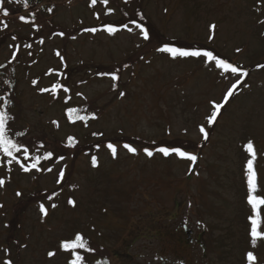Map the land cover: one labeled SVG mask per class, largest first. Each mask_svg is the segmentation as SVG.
I'll return each instance as SVG.
<instances>
[{
    "label": "rangeland",
    "instance_id": "obj_1",
    "mask_svg": "<svg viewBox=\"0 0 264 264\" xmlns=\"http://www.w3.org/2000/svg\"><path fill=\"white\" fill-rule=\"evenodd\" d=\"M52 1L56 36L47 25L32 24L28 13V23L19 20L16 7L7 6V17L0 12V41H7L4 47L0 42V65L19 47L6 30L27 40L20 44L23 65L17 69L15 93L22 107L20 127L37 143L27 152L30 159L23 152L17 158L30 167L32 157L51 153L39 170L29 172L15 162L4 164L8 158L0 153L5 181L0 187V264H69V253L59 246L77 233L89 237L94 256L84 257L90 255L94 263L107 255L109 264H249L247 253L252 252L255 264H264V239L256 247L250 242L245 173L251 141L257 195H264V70L255 72L228 105L210 146L189 152L198 154L195 163L155 151L160 144L200 142L199 128L206 125L212 102H222L227 88L242 79L205 57L173 60L167 53L155 54V42L212 48L239 67L262 63L264 0H147L143 14L153 35L148 40L133 24H127L131 31L113 36L86 32L105 21L128 23L123 5V14L114 10L107 17L98 0L95 5L91 0ZM135 53L136 63L132 71H122L118 89L111 78L97 77L98 72H116L114 67ZM55 84L62 87L53 94ZM88 102L100 119L89 127L69 123L65 108ZM94 132L105 137L92 138ZM69 137L77 150L68 146ZM105 139L116 147L115 158ZM44 143L54 147L49 150ZM185 227L201 242L187 246ZM50 251L56 255L50 258Z\"/></svg>",
    "mask_w": 264,
    "mask_h": 264
},
{
    "label": "trees",
    "instance_id": "obj_2",
    "mask_svg": "<svg viewBox=\"0 0 264 264\" xmlns=\"http://www.w3.org/2000/svg\"><path fill=\"white\" fill-rule=\"evenodd\" d=\"M98 1L101 2L102 6L104 7V10H106L105 16H107V17H111L112 12L114 14V12L116 10H120L122 12V9H120V5H123V10L125 9L124 13L126 14L125 18L129 21H128V23H123L122 20L117 21L116 18L114 17L113 20H116V21H113V22L105 21L98 28H96L95 32L96 33L98 32L97 34L106 33L110 36L118 35V34L122 33L123 31L128 30L129 26L127 28L125 27L127 24L135 25L136 23H139L149 31V37L152 38V36H153L151 34L152 33L151 32L152 26H151L150 22L148 21V19L143 14L144 7H145L147 0H127V2H125V0H107V4H105L103 2V0H98ZM25 3L27 6H25ZM7 6L8 7H10V6L16 7L19 10V17L21 15H24L25 13H28V19L30 20V22H36V23H32V24L39 25L40 27H42V26L45 27L47 25L49 27V30L53 34L56 33V28H55V26H53V17H54V14L56 12V4L52 0H4V8L7 9ZM122 14H123V12H122ZM141 17H143V19H141ZM109 27L114 28L115 31L113 33H109L107 31V29ZM88 29H91V28H88ZM86 32L93 33L92 31H86ZM4 34L6 36H10L14 40H16L15 42L18 43L19 47L17 49H15V51L12 53V55L10 57L11 59L9 60V62H6V64H4V65H0V98H2V99H0V111H6L8 113L9 121H8L7 127H8L9 136L13 140L19 141L21 147L27 148L29 151L30 148L34 146V143H37V140H34V142L31 143L28 140L27 132L20 127V125H21L20 120L22 118L21 117L22 107H21V102H20L19 96L15 93L16 86L18 85V82H20L18 80V76H17V72H18L17 69H19L23 65V61H21V58H20V52H21L20 44L23 45V43H25V45H26L27 40L26 41H20V39H19L20 37L16 33H9L8 30H6L4 32ZM55 36H56V34H55ZM0 42H2L1 47H4L7 41H0ZM32 43H33V40L28 42L27 47L29 49L33 48ZM155 43H156L157 49L160 47H164L165 45L170 46V47H180L181 46L180 44H178L174 41H156ZM185 49H189V48H185ZM189 50H195V49H189ZM198 50L211 51L218 58L226 59L229 63L233 64L231 62V60H229L225 57H222V55L218 54L212 48H206V47L202 46V47H199ZM151 51H153V50H151ZM155 54L162 55L163 53L155 50ZM137 57H138L137 53L132 54L126 59V61L124 63H121L120 65H116L117 67L116 66L114 67L115 70H116V68H119V72L117 73V75L119 76V79L116 80L117 89L119 88V85L121 84V80L123 77L122 71L123 70L132 71L131 69L133 67V64L136 63ZM233 65H235V64H233ZM258 65H264V62L256 64V65H249L246 67H240L244 71H246L248 73V75L246 77H242L243 83L240 85V89H239L238 93L235 94L233 97H231L229 102L225 105V107L223 109H221V114L217 117L216 123L212 126H208V124L206 123L205 130L208 132V139L204 140L202 137V140L200 142H192L190 140H186L183 142L180 141V144L178 147H181L182 150L193 153L192 151L200 152L201 149L207 148L210 146L211 137L214 133V129L217 128L219 119H221L223 114L226 112V108L228 107V105L241 92L243 86H246L247 84H249L248 81L255 72H259V71L264 70V68L258 67ZM235 66H238V65H235ZM102 69L107 70L104 68H102ZM97 77L102 79V80H105L107 78H111L110 75H107V74L102 75L101 72H98ZM65 103L68 104V102H65ZM70 108L77 109V112L73 113L74 119L72 121L69 120L68 115H67V110L69 108L66 107L64 110V114H65L67 121L69 123H71L72 125H84V126L89 127L91 124L97 122L101 117L99 112L96 110V108L93 107V105L90 104L89 102L86 104H83L81 106H73ZM76 116L86 117V120L76 119L75 118ZM93 117H95V118H93ZM14 133L15 134H22V135H13ZM94 133L96 135L93 134L92 138L94 137L95 139H102L105 137V135L103 133H100V132H94ZM111 142L112 141L108 140V139H105V141H104V143L106 145L108 143H111ZM156 144L157 143H155V145ZM45 145L50 147L49 150H51L54 147V145L52 143L51 144L48 143ZM100 145L105 146L104 144H100ZM157 147H168V146H167V144H160ZM189 147H191V150H189ZM78 148L79 147H77V146L73 147V149H75V150H77ZM48 154H45L43 156H40V154H39V155H36L35 157H32L33 158L32 164L37 163V168L42 167L45 160H46L45 157L48 156ZM16 155L18 156L19 153H16ZM196 155H198V154H196ZM197 157L199 158V156H197ZM5 158L7 159V157H5ZM4 164H9V163H8V161H5ZM29 165H30V163H29ZM195 171L196 170L193 167L192 173H195ZM259 177H261V176H259ZM260 189L264 190V188H260ZM260 196H264V195L262 194ZM35 197L39 198L40 195L39 194L35 195ZM33 198H34V196L32 195L29 199H33ZM184 233H185V231L183 229L184 242L187 246H190L191 242L188 241L187 236ZM198 237H200V236H198ZM83 238L87 241V244L89 247L92 246V243H89V242H91L88 239L89 237H85L83 235ZM194 240H195L194 241L195 243L201 242V240L198 238L194 239ZM203 242L204 241L202 239V245L204 246ZM78 251L83 256H84V253L89 254V252H84L83 250H78ZM90 254L93 255L92 252H90ZM90 258H91L90 255L89 256L85 255L86 264H109V262L107 261V255L106 256H100L99 260L97 259V261L95 263L91 262Z\"/></svg>",
    "mask_w": 264,
    "mask_h": 264
},
{
    "label": "snow or ice",
    "instance_id": "obj_3",
    "mask_svg": "<svg viewBox=\"0 0 264 264\" xmlns=\"http://www.w3.org/2000/svg\"><path fill=\"white\" fill-rule=\"evenodd\" d=\"M97 0H91L92 5H95ZM105 4H107V0H103ZM127 2V0H125ZM25 6L26 3H25ZM0 12H2L4 17L9 16V12L6 8H4V0H0ZM21 21H24L25 23H28L29 21L25 20L24 15H21L19 17ZM143 19V17H141ZM4 27H7V24L4 25ZM127 27V25L125 26ZM135 27L139 29L140 33L143 35V38L145 40L149 39V31L143 27L141 24L136 23ZM216 25H211V28L214 30ZM131 28H128V31H131ZM88 31L95 32L96 29H88ZM109 33H113L115 31L114 28L109 27L107 29ZM43 43V41H41ZM157 51L161 53H167L173 60L180 58V59H187V58H199V57H205L207 61H214L215 67L218 69H221L224 73H231L233 76L237 77H246L248 73L244 71L242 68L235 66L231 63H229L226 59L218 58L213 54L211 51H202V50H189L185 49L183 47H170L165 45L164 47H160L157 49ZM240 49H237V52H239ZM258 67L264 68V65H258ZM119 72V69L116 70L114 73H109L108 75L111 76V79L113 81H116L119 79V76L117 73ZM243 83L242 79H237L234 83L231 84L230 87L227 88L222 102L216 103L215 101L212 102V111L211 114L207 117V124L208 126H212L216 123L217 117L221 114V109L225 107V105L229 102L230 98L233 97L235 94L238 93L240 89V85ZM62 85L55 84L53 85L51 91L53 94L56 93L58 89H60ZM64 92H68L69 90L65 87L63 88ZM41 91H48V89H42ZM121 96L124 95V93H120ZM70 98V97H69ZM2 99V98H0ZM77 109L75 108H69L67 110V115L70 121H72L73 113H76ZM76 119L86 120V117L83 116H76ZM95 118V117H93ZM8 121L9 116L6 111H0V153H3L5 157L8 158V163L11 164L13 162L19 164L20 168L24 172H29L31 169H37V163L31 164V166H26L25 164L21 163L20 160L17 158L16 153L23 152L24 153V159L28 160L30 157L27 155L28 149L22 148L19 141L13 140L9 136L8 132ZM200 133L203 135V139H208V132L205 130V126L201 125L199 128ZM13 135H22V134H13ZM94 135H96L94 133ZM75 140L71 137L68 139V146L74 147L75 146ZM107 148L111 151L113 157L115 158L117 154V149L112 143H108ZM99 147V145H97ZM125 149H127L128 152L132 154H136L137 150L136 148L132 147L131 145L125 143L123 145ZM246 150L250 155V159L247 160L246 163V178H247V203L250 205L252 215L249 217L250 221V238H251V245L252 247H256L259 240L264 239V230H261V210L264 209V196L257 195L258 192V183H257V172L254 168V162L256 160V152L254 150L253 143L249 141L246 145ZM156 152H159L163 154V156L168 157L169 155L175 154L177 157L187 159L193 163L197 161V156L194 154L189 153L188 151L182 150L181 147L178 146H168V147H157L155 149ZM145 154L148 157L153 156V151L148 150L147 148L144 149ZM51 156V153L48 154V156L45 157V159L49 158ZM63 159V157H61ZM92 164L95 167L97 165L96 157H92ZM39 170V169H37ZM48 171H51V169H48ZM63 171L59 173V178L57 180V183H60V181L63 179ZM5 184V181L3 179H0V187H2ZM17 195H21L19 192ZM69 204H72L75 206V202L73 200L68 201ZM0 207H3V205H0ZM53 208L56 207V204L52 205ZM40 212L43 213L45 216H47V209L44 207L43 204L40 205L39 208ZM60 249L62 251H65L69 253V264H86L85 257L80 254L78 250H83L84 252H91L94 251V249L90 248L87 244V241L83 238V236L79 233L75 234L74 238L62 241L60 244ZM56 255V252L50 251L48 252V256L51 258ZM247 260L249 264H255L256 257L252 252L247 253ZM6 264H11L10 261L6 262Z\"/></svg>",
    "mask_w": 264,
    "mask_h": 264
},
{
    "label": "water",
    "instance_id": "obj_4",
    "mask_svg": "<svg viewBox=\"0 0 264 264\" xmlns=\"http://www.w3.org/2000/svg\"><path fill=\"white\" fill-rule=\"evenodd\" d=\"M191 231H189L188 229H186V236L188 237V239L191 238Z\"/></svg>",
    "mask_w": 264,
    "mask_h": 264
},
{
    "label": "flooded vegetation",
    "instance_id": "obj_5",
    "mask_svg": "<svg viewBox=\"0 0 264 264\" xmlns=\"http://www.w3.org/2000/svg\"><path fill=\"white\" fill-rule=\"evenodd\" d=\"M194 241H195V240H191L190 242H191V243H192V242L194 243Z\"/></svg>",
    "mask_w": 264,
    "mask_h": 264
}]
</instances>
